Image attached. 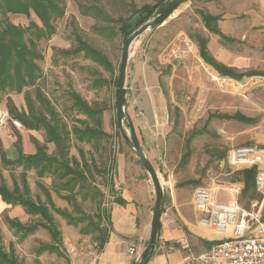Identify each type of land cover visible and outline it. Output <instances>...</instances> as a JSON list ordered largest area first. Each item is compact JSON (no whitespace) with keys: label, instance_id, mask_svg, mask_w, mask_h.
Segmentation results:
<instances>
[{"label":"rangeland","instance_id":"obj_1","mask_svg":"<svg viewBox=\"0 0 264 264\" xmlns=\"http://www.w3.org/2000/svg\"><path fill=\"white\" fill-rule=\"evenodd\" d=\"M157 1L63 0L65 14L54 21L56 32L51 37L36 39L42 55L38 60L40 77L22 92L9 91L0 96V108L9 110L11 100L26 112L31 104L36 114H47L46 103L39 98L42 95L70 131L69 157L81 162L83 151L91 165L93 174L87 184L82 186L80 182H72L66 186L69 177L62 178L52 171L40 176L35 168L7 166L0 160V182L5 181L13 189L16 181L22 187V173L25 172L31 197L48 205L62 232V243H75L74 254L77 252L78 256L85 250L98 248L95 243L99 244L100 230L93 228L82 232L86 220L78 225L69 224L53 209L47 199L48 192L57 207L74 215L79 214L78 207L82 208L94 221L98 215H103L102 227L111 229L104 210L109 213L112 203L125 190L124 185L116 187L110 181L111 178L116 180L115 165L112 164L122 157L129 192L137 203L149 202L150 209L154 205L146 171L123 138L117 121V78L124 44L117 19H129L142 5ZM96 7L99 10L96 11ZM200 10L219 15L222 31L236 41L227 43L210 32ZM101 11V16L107 15L113 21L95 17L94 14ZM0 17L3 18L1 12ZM7 17L17 25L27 26L31 21L42 25L33 11L29 16L9 12ZM108 25L114 28L115 35L103 36L96 31V27ZM195 34L207 38L210 53L226 64L242 71H264V0H185L161 26L138 37L130 49L126 80L129 109L137 135L164 183L163 210L165 207L172 210L170 205L177 199L191 220L197 218L192 205L197 188L216 190L242 178L226 162L228 151L246 144L264 146V76H245L237 80L220 75L201 57ZM76 35L103 51L113 67L107 69L82 53L65 54L63 51L77 45ZM73 91L101 109L98 119L88 118L74 106ZM26 94L30 96L29 102ZM140 111L143 114L138 116ZM235 112H241L253 121L210 117L212 113ZM86 125L99 126L109 136L81 142L72 130L74 126L84 128ZM39 134L43 140L35 134L29 135L32 150L44 145L48 154L58 155L57 145L49 144L43 128ZM188 151V161L184 163L183 157ZM222 152L226 153L224 157H221ZM93 163L106 171H94ZM72 164L75 166L74 162ZM94 187L101 193L85 196L86 189L93 192ZM68 194L74 195L76 204L64 198ZM219 195L226 201L230 199L225 191H220ZM240 202L250 208L253 200L241 194ZM7 213H0V228L7 251L13 246L16 256L24 264L67 262L69 252L63 244L61 255L42 250L43 245L54 243L47 229L39 227L35 233L20 239V234L7 223ZM12 215L27 224L44 221L40 214L28 213L24 207ZM178 225L187 231L180 221ZM203 234L207 233L204 231ZM197 246L207 247L203 238Z\"/></svg>","mask_w":264,"mask_h":264},{"label":"trees","instance_id":"obj_2","mask_svg":"<svg viewBox=\"0 0 264 264\" xmlns=\"http://www.w3.org/2000/svg\"><path fill=\"white\" fill-rule=\"evenodd\" d=\"M169 0H158L154 4L142 5L133 15V17L119 18L120 22V33L124 40L142 23L147 21L153 14L163 10ZM185 1V0H183ZM93 9V7H90ZM96 11L99 10L97 7ZM34 12L41 21V26L35 21H31L29 25H17L12 23L7 14L20 13L29 16L31 12ZM0 12L3 18L0 17V96L2 93L9 91L22 92L25 88L32 86L36 83L40 77V66L38 60L42 58L39 52L36 39L42 37H51L55 32L54 21L65 14V5L63 0H0ZM203 19L204 25L207 29L218 35L223 41L227 43H233L236 39L232 36L225 34L220 25L219 15L207 12L204 10L199 11ZM101 13L96 12L95 17H101L104 21L111 22L112 18L107 15L101 16ZM88 14V13H87ZM96 31L103 36H113L116 34L113 27L99 26L96 27ZM201 57L206 63L211 65L220 75L231 77L234 79H242L245 76L262 75L264 71L248 70L239 71L235 67L228 66L218 61L208 49V40L200 34L194 35ZM77 45L71 49L63 51L65 54H84L85 57L92 61L104 66L109 69L113 67V64L109 57L98 48L84 41L79 35H76ZM71 96L74 100V106L80 110L82 114L88 118L98 119V114L101 109L90 105L84 100L78 92L73 91ZM26 98L29 102L30 96L26 94ZM39 98L46 103L47 114L38 113L36 114L33 106L30 104L28 112L25 110H19L18 107L9 100L8 108L10 114L18 118L22 124L28 129H40L44 128L47 133L48 141H53L58 147V155H50L47 153L44 145L37 146V152L34 154H24L20 149L19 155L15 159H9L0 142V156L1 161L4 165L23 166L24 169H37L40 176H43L47 171H52L58 174L62 178H68L65 182L66 186L71 185L72 182H80L83 184L89 182V178L92 176L93 171L88 159L85 157L83 151H81V162L75 157H69L70 143V131L66 128L65 123L61 122L57 117V113L51 107L50 102H47L42 95ZM210 117H216L219 119H238L242 122L251 123L253 118L246 116L241 112L234 114L229 113H212ZM72 132L76 135V138L81 142H89L99 137L109 136V133L102 130L99 126L86 125L84 128L74 126ZM190 139L187 141V148H189ZM190 152L188 151L184 157L183 162L188 161ZM226 155L225 152L221 153V157ZM75 163V166L72 163ZM94 164V163H93ZM94 171H106L105 169H98L94 164ZM113 166V164H112ZM241 174L242 178L239 181L242 182V195H245L249 200H259L258 198L263 195L257 190L256 187V176L258 173L257 167L245 168L241 170H235ZM111 184L113 185V178H111ZM90 184V183H89ZM88 184V185H89ZM96 188V187H94ZM101 193L99 189H86L85 196L88 193L97 195ZM0 195L2 199L8 204L21 205L25 208L28 213L40 214L44 221L23 223L16 217L6 216V221L11 228L14 229L16 234H20V239L26 238L28 235L35 233L39 227H44L48 230L54 243L43 245L42 250H49L62 254L61 243H62V232L55 222L54 216L50 211L48 205L44 202L36 201L31 197L30 187L27 182L26 173H22V187L19 183L14 181V187L11 189L5 181L0 182ZM64 198L71 203L76 204L74 195L68 194ZM47 199L52 205L53 209L67 219L69 224L78 225L85 220L87 224L82 228V232L86 233L89 229L97 228L100 230L99 235V247H103L104 243L107 242L111 229L102 227L103 215H98L97 221L90 215H86L82 208H79V214L74 215L69 213L67 210L57 207L52 200L50 193H47ZM260 199V200H261ZM259 200V201H260ZM118 203H125L122 197H117L115 200ZM165 202V200H164ZM249 204V203H248ZM108 221L110 222V214L104 210ZM264 214V213H263ZM214 241H205V244L209 247ZM176 244V243H175ZM0 264H24L15 254L14 247L11 246L10 250L7 251L3 244V236L0 228Z\"/></svg>","mask_w":264,"mask_h":264},{"label":"crops","instance_id":"obj_3","mask_svg":"<svg viewBox=\"0 0 264 264\" xmlns=\"http://www.w3.org/2000/svg\"><path fill=\"white\" fill-rule=\"evenodd\" d=\"M216 59L226 64L218 58ZM226 65L235 67L229 64ZM19 110L23 109L20 108ZM12 127L14 129L16 128L10 124L0 127L1 146L8 158H17L20 149L24 154L36 153L37 150H32L29 135L35 134L40 138V140H43L42 136L39 134L42 128L28 129L23 125L24 128H17L19 130L16 131L13 130ZM43 130L45 129L43 128ZM51 143L53 144L55 142L50 141L49 144ZM121 156L124 155L121 154ZM123 162L122 157H119L118 160L113 163V166L115 165L116 174V180L114 181L113 179V184L116 187L118 185H124L125 190L118 197H122L125 200V203L121 204L114 201L111 205V210L109 212L111 231L107 242L104 243L101 248L99 247V244L95 243L98 248L85 250V252H82L79 256L77 252L74 254L75 250L73 247L75 243H61L64 247L68 248L69 252L67 262L65 264H134L135 259L129 254V247L131 245H136L142 250L144 249L150 235L153 206L151 205L152 207L150 209L149 202L137 203L135 201L134 197L129 192L128 187H126L122 167ZM22 207L23 206L21 205L8 204L0 195V213L8 211V216L13 218L12 214H15L16 210L21 209ZM170 207L172 209L171 212L173 220L169 223L161 221L160 242L154 256L148 264H193L190 260V252L198 254L210 247L207 246L206 248H200L197 246L201 238H203L205 242L208 238L209 240L211 238H217V235H213L208 228L200 224L198 216H196V220L188 218L182 208V205L177 199L173 201ZM114 210L115 212H113ZM178 221L185 226L187 230L186 232L184 227L182 228V226L180 227L178 225ZM204 231L207 234H203ZM189 233L193 235L190 236ZM184 240H187L188 243H182ZM44 251L48 252L49 250Z\"/></svg>","mask_w":264,"mask_h":264},{"label":"built area","instance_id":"obj_4","mask_svg":"<svg viewBox=\"0 0 264 264\" xmlns=\"http://www.w3.org/2000/svg\"><path fill=\"white\" fill-rule=\"evenodd\" d=\"M143 111L138 113L142 115ZM12 124L23 127L22 122L13 117L7 108H0V127ZM226 162L235 170L257 167V190L263 195L262 201H253L247 208L240 202L242 182H229L214 190L199 187L195 190L192 205L200 224L208 228L217 238L205 251L190 252L193 264H264V146L246 144L231 148ZM225 191L229 200L220 197ZM173 220L171 210H162L161 221ZM182 243H188L184 240ZM142 249L136 245L129 247V254L136 260ZM106 264V263H104Z\"/></svg>","mask_w":264,"mask_h":264},{"label":"water","instance_id":"obj_5","mask_svg":"<svg viewBox=\"0 0 264 264\" xmlns=\"http://www.w3.org/2000/svg\"><path fill=\"white\" fill-rule=\"evenodd\" d=\"M183 0H169L167 6L153 14L147 21L138 26L125 40L117 78L116 103L117 121L123 138L139 158L148 176L154 194L153 214L150 235L146 245L134 264H148L154 256L161 238V214L164 207L165 192L157 169L143 147L137 132L134 119L130 113L128 100L127 67L130 49L138 37L161 26L178 8Z\"/></svg>","mask_w":264,"mask_h":264},{"label":"bare ground","instance_id":"obj_6","mask_svg":"<svg viewBox=\"0 0 264 264\" xmlns=\"http://www.w3.org/2000/svg\"><path fill=\"white\" fill-rule=\"evenodd\" d=\"M162 182V181H161ZM162 185H163V187L165 188V186H164V183L162 182Z\"/></svg>","mask_w":264,"mask_h":264}]
</instances>
